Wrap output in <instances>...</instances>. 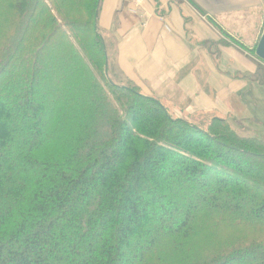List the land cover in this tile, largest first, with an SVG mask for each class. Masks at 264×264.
Wrapping results in <instances>:
<instances>
[{
	"label": "trees",
	"instance_id": "obj_1",
	"mask_svg": "<svg viewBox=\"0 0 264 264\" xmlns=\"http://www.w3.org/2000/svg\"><path fill=\"white\" fill-rule=\"evenodd\" d=\"M101 2L0 0V264H264V139L112 80Z\"/></svg>",
	"mask_w": 264,
	"mask_h": 264
},
{
	"label": "crops",
	"instance_id": "obj_2",
	"mask_svg": "<svg viewBox=\"0 0 264 264\" xmlns=\"http://www.w3.org/2000/svg\"><path fill=\"white\" fill-rule=\"evenodd\" d=\"M100 6L98 29L113 46V80L170 110L232 120L245 110L249 89L263 86L264 61L256 54L262 0H102ZM253 121L246 122L260 126Z\"/></svg>",
	"mask_w": 264,
	"mask_h": 264
},
{
	"label": "rangeland",
	"instance_id": "obj_3",
	"mask_svg": "<svg viewBox=\"0 0 264 264\" xmlns=\"http://www.w3.org/2000/svg\"><path fill=\"white\" fill-rule=\"evenodd\" d=\"M110 41V39H109ZM106 48L108 52V62H110L111 59V50L113 46L108 43H106ZM255 53V51H254ZM108 73L110 78L113 80V73L111 75L110 73V65L108 64ZM264 71V68H263ZM245 104L246 108L245 110H238L236 111L234 115V119L231 120V122L234 125V128L237 130L239 135L242 137H256L264 139V85L258 86L254 85L252 86L249 91L245 94ZM237 104L240 106V104H243V102ZM172 114H175L174 116H179L180 112L177 110H171ZM245 120V121H244ZM256 122L259 123V127L255 126L254 124H249L246 121L249 122ZM225 231L224 229H221L217 232V234H223ZM213 235H215L213 233ZM216 236V235H215Z\"/></svg>",
	"mask_w": 264,
	"mask_h": 264
},
{
	"label": "water",
	"instance_id": "obj_4",
	"mask_svg": "<svg viewBox=\"0 0 264 264\" xmlns=\"http://www.w3.org/2000/svg\"><path fill=\"white\" fill-rule=\"evenodd\" d=\"M256 54L262 61H264V33L259 41Z\"/></svg>",
	"mask_w": 264,
	"mask_h": 264
}]
</instances>
